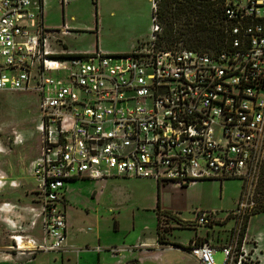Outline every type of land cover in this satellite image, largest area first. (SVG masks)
<instances>
[{
  "label": "built area",
  "instance_id": "obj_1",
  "mask_svg": "<svg viewBox=\"0 0 264 264\" xmlns=\"http://www.w3.org/2000/svg\"><path fill=\"white\" fill-rule=\"evenodd\" d=\"M45 1L0 0V93L38 96L43 143L31 167L42 236H12L10 251L33 257L64 250V188L78 179L181 187L240 180L245 190L234 216L242 224L264 164V0H213L223 8L224 37L204 51L181 40L159 47L163 0H152L149 37L125 55L55 51ZM7 181L0 172V188ZM196 214L198 225L214 222L213 211ZM187 252L199 264H244L233 242L220 249V263L207 240H192Z\"/></svg>",
  "mask_w": 264,
  "mask_h": 264
},
{
  "label": "rangeland",
  "instance_id": "obj_2",
  "mask_svg": "<svg viewBox=\"0 0 264 264\" xmlns=\"http://www.w3.org/2000/svg\"><path fill=\"white\" fill-rule=\"evenodd\" d=\"M94 8L93 1L87 0V4L83 9L84 20H89ZM129 9L132 10L133 5L129 6ZM44 17V28L48 31V34L51 23H61L63 21L62 11L55 0L45 1ZM159 20L162 24L160 38L162 40L159 47L167 48L165 30L169 27V20L161 18V15H159ZM174 26H180V23ZM65 41L73 46H90L93 48L96 46L124 47L130 44L126 39L114 40L106 35L96 39L90 34L78 38H68ZM103 54H105L104 51ZM38 124L39 98L36 94L0 93V164L10 157L12 159V163L9 162L10 168L20 167L23 170L22 180L26 185L24 188L29 191L32 190L30 199L34 200L32 215L37 217L33 229V233L37 232L35 237L39 236L41 215L39 196L34 193L37 190V183L31 176V164L38 160L41 155V135L36 132ZM17 136H23V145L14 146L12 144V139ZM259 182L260 178L256 186L252 188L253 206L247 214L258 211L264 206V199H261L257 194ZM242 190H245V188H243L240 180L220 181L210 179L197 181L188 187L182 188L179 185H166L165 189L159 194L156 182L153 180L112 178L107 182L100 180L78 181L70 184L66 190L69 238L78 236L79 238L83 237L84 241V235L80 233V230L89 231L90 228H93L94 233L89 232L92 236L96 231V222L105 223L115 216L121 219V225L124 226V229L121 230L123 232L117 237L119 240L126 239L124 245L132 246L137 239V233L143 231L144 227H146L144 233L152 237L155 235L156 213H158L159 208L160 211H163L161 208H166V210L173 211L172 215L176 218L172 217L170 220L162 217L159 225L161 232L167 238V233L174 228L172 229V237L169 235L171 240L182 242L194 237L197 231L202 233L206 230L204 226L195 227L196 213L198 211H213L214 213L217 212L218 219L215 231L224 235L222 244L233 242L238 255L243 256L244 264H264V211L250 217L245 239L239 246L241 224L235 219L234 212ZM19 192H22V189ZM93 192H96L95 198L97 201L94 202L95 204L92 202L94 199ZM159 196L160 207L158 208ZM109 208H114L115 213H108ZM137 208L140 209V214L136 218L139 221H135L137 233H134L131 230L133 218L130 213L132 210L137 212ZM6 209L12 211L13 207L8 206ZM138 226H142V230L139 231ZM129 231L130 234H128ZM87 239L90 240L89 236ZM9 241L7 237L0 235V264H17L18 261L29 263L34 259L33 257H23L4 250V247L10 245ZM182 256L174 254L170 259L180 260ZM37 260V264H61L60 257L54 254H44L38 257ZM215 260L218 263L224 262V256L221 252L215 255Z\"/></svg>",
  "mask_w": 264,
  "mask_h": 264
},
{
  "label": "crops",
  "instance_id": "obj_3",
  "mask_svg": "<svg viewBox=\"0 0 264 264\" xmlns=\"http://www.w3.org/2000/svg\"><path fill=\"white\" fill-rule=\"evenodd\" d=\"M55 1L62 11L63 21L61 23H51L49 25V27L52 29H49V38L52 47L57 52L67 55H82L93 54L95 52L103 53L104 51V53L107 55H124L135 50L138 45L146 42L149 37L151 15L153 12L152 0H92L95 8L93 9V12H91L89 20L83 19V9L87 4V0ZM131 5H133L132 10L129 9V6ZM87 34L94 36L96 39L103 37L104 35L111 37L114 40L126 39L130 42V44L124 47L115 46L109 48L96 46L93 48L90 46L77 47L67 44L65 41V39L68 38H78L86 36ZM0 172L7 176L8 186L11 181H15L17 184V187L15 188L10 186L0 188V204L9 203L11 206H14L13 210L10 212L0 211V235L2 237H7V239L10 240V245H7L8 247H4V250L10 251V247L13 244L12 236H15L19 233L23 234V232L26 231L25 234H32L31 236L35 237L37 233H33V229L35 227L32 226V223L36 222V218L32 215L34 200L32 201L30 199L32 190L29 191L28 189L24 188L26 185L22 180V170L15 167L10 168L9 163L3 161L0 164ZM121 178L123 177H119L117 179ZM110 179H101L100 181L107 182ZM85 180L89 179L73 180L65 185L63 194V208L66 213L67 226L69 224L67 214L68 199L66 197V190L70 184ZM171 185L175 186L176 184H169L167 186ZM156 186L158 194L161 193L166 187V185L162 186L158 185L157 183ZM20 189H22V192H19ZM93 197L94 199L92 202L94 203L97 201L95 198L96 192H93ZM161 209L163 210L162 212L173 213V211L166 210V208ZM136 210L137 212L132 210L130 213L133 218L131 230L134 233L136 232L135 221H139V219L136 218H138L140 214V209L137 208ZM115 211L116 210L114 208H109L108 213L114 214ZM216 214L217 212L214 213V222L209 226H204L206 230H204L202 233L197 231L194 237L188 238L182 242H178L171 240L173 233L172 229H174L172 228L171 231L167 233L165 242L160 243L157 234L158 213H156L157 220L155 235L152 237L147 235V233H144L146 230V227H144L143 231L139 232V234L136 232L137 239L132 246L124 245L126 239L122 238L119 240L117 237L123 232L121 230L124 229V226L121 225L120 218L113 216L112 219L107 220L105 223L96 222V231L92 236L89 234V232H93V228H90L89 231L80 230V233L84 235V241L83 237L79 238L77 236L74 238H69V227H67V239L64 250L59 253L46 254H54L55 256L60 257L61 264H199L187 252V250L176 247L173 244L188 247L192 240H207L217 249V255V253L220 252V249L227 246L229 243L222 244L224 235H221L220 232L215 231L218 222ZM5 220H8L10 223H7ZM195 223V227L201 226L197 224V220ZM18 228H22V231L18 230ZM40 230L41 222L38 235ZM138 230H142V226H138ZM128 234H130V231ZM88 236L90 240L87 239ZM96 247H100L101 251H95L94 249ZM113 249H117L118 251L115 253L112 251ZM174 254H180L183 256L180 260H171L170 258ZM42 255L44 254L33 256L34 259H32L29 263L18 261L19 263L17 262V264H37V258ZM56 262L58 261L56 260Z\"/></svg>",
  "mask_w": 264,
  "mask_h": 264
},
{
  "label": "trees",
  "instance_id": "obj_4",
  "mask_svg": "<svg viewBox=\"0 0 264 264\" xmlns=\"http://www.w3.org/2000/svg\"><path fill=\"white\" fill-rule=\"evenodd\" d=\"M160 7L161 18L169 20V27L165 30V35L167 37V48L172 46L178 40H181L183 42L185 48L197 51L216 49L220 46V43L224 37V13L223 8L220 5V1L214 2L213 0H163ZM177 23H180V26L175 27L174 25ZM36 132L39 133L37 129ZM14 139H12V144L14 146H20V144L16 145L14 143ZM23 144L24 142L21 145ZM42 145L43 143L41 136V154ZM6 162L12 163V159L9 157L8 159H6ZM15 168L20 169V167ZM34 193L37 194V191L35 190ZM257 194L261 199H264V164L260 173V182L257 186ZM2 204L4 203H1L0 205ZM159 207L160 196L158 197V208ZM263 211L264 206L260 210L251 212L244 217L241 224V229L239 231V246H241L245 239L250 217L257 215ZM162 217L171 220L173 215L169 212L160 211V208L158 210L157 234L160 243H164L166 240V237L164 233L161 232L159 226ZM41 236L42 232L40 230L39 236L36 238L40 239ZM173 245L184 250H188V247H183L177 244Z\"/></svg>",
  "mask_w": 264,
  "mask_h": 264
}]
</instances>
